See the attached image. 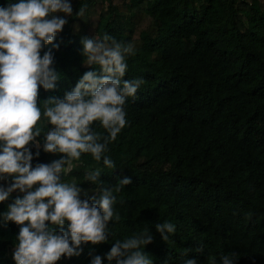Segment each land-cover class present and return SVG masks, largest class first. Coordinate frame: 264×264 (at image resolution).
I'll return each mask as SVG.
<instances>
[{
  "label": "trees",
  "instance_id": "trees-1",
  "mask_svg": "<svg viewBox=\"0 0 264 264\" xmlns=\"http://www.w3.org/2000/svg\"><path fill=\"white\" fill-rule=\"evenodd\" d=\"M8 2L14 0L0 5ZM71 2L74 14L55 40L61 80L55 91L41 87L40 100L62 97L90 70L81 55L85 36L107 33L134 44L125 78H142L144 84L135 99L128 98L127 125L105 153L116 164L103 169L105 184L132 179L116 193L120 219L109 225L113 236L101 245H82L81 256L57 264H90V249L103 256L115 239L144 229L155 236L146 248L154 264L188 258L221 264V255L230 253L236 264H264V0ZM81 5L82 18L75 16ZM93 128L104 132L98 122ZM40 153L33 166L60 155L42 148ZM97 167L102 164L82 154L65 180L72 175L66 182L76 181L91 194L96 185L85 182V173ZM17 195L23 194L0 202V213ZM165 221L176 226L167 242L155 230ZM18 231L0 216V264H15Z\"/></svg>",
  "mask_w": 264,
  "mask_h": 264
},
{
  "label": "clouds",
  "instance_id": "clouds-1",
  "mask_svg": "<svg viewBox=\"0 0 264 264\" xmlns=\"http://www.w3.org/2000/svg\"><path fill=\"white\" fill-rule=\"evenodd\" d=\"M85 10L81 5L75 16L82 18ZM73 14L71 0H14L0 5V180L8 181L0 184V202L13 193L23 194L0 216L19 226L11 253L15 264H57L62 257L81 256L82 245L108 242L113 236L109 225L120 219L114 210L116 193L132 183L124 176L109 186L101 174L104 168L116 169L105 153L127 125L128 98L135 99L144 84L142 78H125L134 44L107 33L102 38L82 37L83 64L90 70L62 97L40 100L41 87L55 91L61 80L54 53L60 43L55 40L68 23L66 17ZM47 45L51 47L44 51ZM42 119L44 125L39 124ZM96 122L104 132L94 130ZM41 148L60 154L59 158L33 166ZM82 154L102 164L85 173V182L96 185L91 194L80 183L65 180ZM155 230L167 242L176 226L165 221L156 223ZM154 240V234L144 229L115 239L103 256L94 254V249L87 255L90 264H103L104 259L109 264H154L146 250ZM235 257V253L221 255V264H236ZM183 264L197 260L188 258Z\"/></svg>",
  "mask_w": 264,
  "mask_h": 264
},
{
  "label": "rangeland",
  "instance_id": "rangeland-1",
  "mask_svg": "<svg viewBox=\"0 0 264 264\" xmlns=\"http://www.w3.org/2000/svg\"><path fill=\"white\" fill-rule=\"evenodd\" d=\"M72 179H73V176L70 175V176H68V178L66 179V181H70V180H72Z\"/></svg>",
  "mask_w": 264,
  "mask_h": 264
}]
</instances>
